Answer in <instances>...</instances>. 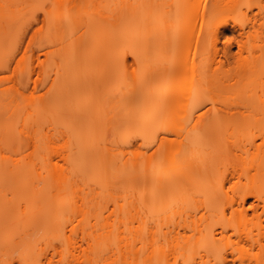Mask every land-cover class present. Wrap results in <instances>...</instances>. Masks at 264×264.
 Wrapping results in <instances>:
<instances>
[{
  "label": "bare ground",
  "instance_id": "6f19581e",
  "mask_svg": "<svg viewBox=\"0 0 264 264\" xmlns=\"http://www.w3.org/2000/svg\"><path fill=\"white\" fill-rule=\"evenodd\" d=\"M50 1L57 8L84 5L92 6L94 11L80 18L59 13L54 17L51 29L60 38L73 29H80L76 38L62 41L43 53L32 51L29 59L25 53L19 58L18 51L7 55L0 44V74L12 72L24 76L28 72L29 78L32 75L48 78L54 74L51 82L46 83L40 105L35 109L39 118H46L52 109L58 108L61 102L65 103L62 128L66 124V129L71 132L63 131L69 136L65 165H52L50 143L41 135L31 143L34 148L32 155L40 157L47 175L56 184L55 195L51 194L45 205L51 211L48 216L62 212L64 203L60 207L54 203L66 188L75 185L72 182L76 175L85 177L87 173L86 177H97L98 181L114 179L121 181L124 191V204L115 208L122 214L121 221L122 217L128 220L119 222L138 223L134 230L129 225L124 226L130 234L135 232L139 242H143L147 211L152 212L157 203L170 202L171 207L161 209L163 212L167 208L175 212L177 202L173 194L193 176L196 189L192 207L204 213L192 222L195 246L191 254H180L185 263L264 264V0H191L192 11L183 26L175 31L177 47L187 44L191 55L190 86L185 90L176 88L181 81L178 69L166 65L163 60L173 32L167 24L155 22L153 12L157 10L159 13L160 7L155 0H127L120 5L115 0L109 13H105L107 0ZM243 8L246 11L241 12ZM236 12L241 17L235 16ZM51 14L50 7L41 14L34 13L26 36L30 31L37 34L33 25L46 24L51 20ZM220 35L228 41L223 47L217 45ZM26 60L30 63L29 70V63L24 67ZM105 62V68L96 67ZM87 72L94 77L93 81H120L114 93L113 90L109 93L105 86V91L104 88L99 90H103L104 99L112 100L111 105L105 100L102 103L106 106L101 103L99 109L86 112L88 121L97 124L92 116H98L100 121L102 117L106 118L107 124L114 123L109 130L112 129L116 141L135 149L156 146L150 154L141 153L137 158L135 156L136 159L121 161L120 166L117 161V167L115 158L108 156L109 151L100 148L99 143L106 138L105 133L101 134L104 127L100 121L99 127L87 122L85 134L82 133L87 142L82 141L83 135L80 140L75 123L79 116L85 114V109L73 110L72 100L75 101L79 94L81 74ZM1 80L0 77V157L3 144L10 150L18 146L16 132L11 126L17 111L14 108L2 109V101L14 102L17 93L5 95ZM99 94L102 96L101 92ZM172 108L182 111L179 114L161 113ZM102 114L106 117H101ZM66 115L72 116L73 121L67 119V123ZM108 125L106 130L110 127ZM103 130L105 132V128ZM172 135L177 138L170 137ZM133 138L138 142L132 141ZM175 144L179 150L166 153L169 146ZM1 160L2 157L0 184L5 166ZM156 160L160 161L159 164L154 163ZM166 166L169 171H166ZM28 171L26 179L31 175ZM10 172L14 177L22 173L16 164ZM89 172L96 175L91 177ZM148 177L157 180L158 186L156 188L155 184L154 187L158 191L152 192L149 202L144 192L141 193L137 199L139 205L132 204L138 212L132 218L128 215L127 219L124 210L127 209L128 214L130 209L129 186L134 182L144 184ZM80 209L83 210L79 205L70 208L72 212ZM1 232H4L3 228ZM231 237L236 240L232 241ZM118 247H115L118 249L116 253L111 254L118 257L113 258L116 259L115 264H123L124 259L127 264H138L139 260H143V264H163L164 257H168L161 251L158 255L156 252L148 255V251L144 253V249L133 242L127 244L126 250L122 249L123 246Z\"/></svg>",
  "mask_w": 264,
  "mask_h": 264
},
{
  "label": "rangeland",
  "instance_id": "374dc122",
  "mask_svg": "<svg viewBox=\"0 0 264 264\" xmlns=\"http://www.w3.org/2000/svg\"><path fill=\"white\" fill-rule=\"evenodd\" d=\"M126 1L127 0H116L119 5ZM155 1L157 5H160L159 13L157 10L153 12L155 22L158 21L161 24H167L171 33L173 32L163 60L166 65L175 67L178 69V73H180L181 81H179L180 83H178L176 88L178 90L188 89L190 86L191 74L190 50L187 44L181 46L180 48L182 49L177 47V34L175 31L179 26H183L185 19L192 11L193 6L191 0ZM181 1L183 3H180ZM114 2L115 0H107L105 13L111 12L110 9L114 6ZM48 7H50L52 13L51 20L46 24L35 23L33 27L35 30L37 29V34H32L33 31H30L26 36L25 33L27 28L33 23V14H41ZM93 11L94 8L92 6L84 7V5L75 8H57L50 0H0V44L3 45V52L7 53V55H11L18 51L19 58L25 53L24 55L29 59L32 51L35 53H43L45 49L58 46L62 41L68 42L70 39L73 40L76 38L80 29H73L71 33L60 38L58 34L51 29L54 23V17L64 12L70 14V16L74 18H80L87 14H92ZM244 11H246L245 8H243L241 12ZM254 11L256 12L257 10L255 9ZM248 14L251 15L252 13L248 12ZM234 15L241 17L239 16V12H236ZM225 34L230 33L226 32ZM224 42V37L220 35L217 45L223 47ZM21 47L22 49L20 50ZM236 50L237 49H234V51ZM28 63V60H26L24 67H26ZM106 66L107 63L105 62V64H98L96 67L102 69ZM29 69L30 63L28 66V70ZM0 77L2 78L1 88L5 90V95L17 93L14 102L10 103L8 99L2 101V109L8 110L9 108H14L17 111L11 126L16 132V142L18 144V146L12 150H10L9 147L7 148V145L3 144L1 150V157L3 159L1 163L5 164V166L3 168L0 184V264H112V261L116 260L113 258L117 257L111 255L115 254L118 250L115 247L123 246L122 249L126 250L125 247L129 242H133L138 248L141 247L144 249V253L148 251V255L151 252H156V255L160 253L159 251L165 252L168 257H164L163 264H189L188 261V263H185V259L182 255L180 256V254L185 253L187 256L194 250L195 239L193 237L194 231H192V222L198 220L204 213L203 210H194L192 207V198L196 189V179L193 176H190L181 188L173 194L176 198L175 202H177V204H175L177 209L175 212L168 209L172 205L170 202L163 204L164 206L161 203H157L155 207L160 208L158 212L157 208H153L154 210L151 209L152 212L147 211L144 215L146 222L143 228V242L138 241L139 238L135 235V232L130 234V232L127 231L129 229H126V226H124L126 223H120L122 221H128L124 220L123 217L121 221L120 216L122 214H120L119 209L117 210L115 208L118 204H124V199L122 198L124 191L121 181L110 178L104 181L99 178L100 180L98 181L97 177H95V181L92 175L95 176L96 174L94 175L92 172H89L91 173V179L89 176L86 177L87 173L85 177L75 176L72 182H75V185L71 188L70 186L66 188L65 192L61 194L54 203L56 207H60V204L64 203L62 212L59 215H51L52 217H49L48 213L51 211L49 212L48 209L45 208V205L50 201L49 198L51 194L55 195L54 185L56 186V184L53 182L54 180L52 181V178L47 175L42 166V160L39 159L40 157L37 158L38 156L36 157L35 154L32 155L34 148H32L33 146L31 143L38 138V135H41L42 139L48 140L50 143L52 165H65L64 158L68 153V150H66V143L69 137L67 133L70 132V129H66V124L64 128H62V124L64 125L62 122L64 120L63 112H65L63 105H65V103L61 102L58 108L52 109L46 118L41 119L36 115L35 109L40 105L41 95L44 93L46 83L51 82L54 74L51 73L48 78H42L37 75H32V77L29 78L28 72L24 76H17L12 72H4L0 74ZM81 78L82 85L80 84L81 87L77 99L75 101L72 100V104L74 103V108L72 105L73 110L75 109L78 111L81 108L85 109V114L79 116L75 123L80 138L82 137L81 135L85 134L84 131L87 128V122L90 120L87 119L88 116H86V112L99 109V106L105 103L103 101H108L107 97L104 99L105 96L102 95L103 90L105 91L104 86L106 89L108 88L107 91L109 90V93H111L112 90L114 93V89H116L118 85L117 82H120L117 81L119 79H116V81L115 79L113 81L110 80L111 82L107 80L98 82L96 80V82L93 81L94 79L92 78L94 77L88 72L82 73ZM101 88H104L100 91L103 97L99 94ZM99 98L101 101H99ZM102 98L104 100H102ZM110 98L111 97H109V99ZM111 101L112 100L108 101V103L110 102L109 105H111ZM104 108L106 107H102V109ZM181 111L180 108H172L165 109L161 113L166 114L172 112V114H179ZM103 114H105V112ZM103 114L101 117L104 116ZM92 115L95 114H91V116ZM92 117L91 119H93L94 123L97 122L98 124L100 118L98 116L99 119H97V117L94 118V116ZM67 119L73 121L72 116L66 115L65 120ZM68 120L66 121L67 123ZM106 121L108 122L106 118H101L100 122L103 125L102 127L105 128V132L103 130L104 128H101V134L105 133L104 135L106 138L102 135L104 137L101 139L105 138V141L103 142L100 140L102 142L99 143V145H101V147H99L102 148L103 151H109L108 153L110 154H108V156L112 155V158L116 160L115 163L118 161L119 166L121 165V161L131 160L135 158V156L137 158V156L144 152L150 154L156 148V146L153 145L136 149L123 146L119 141L114 139L111 132L112 129L109 130L114 123L111 125L108 123L110 127L106 130L108 125ZM90 123L91 122H89V124ZM92 124L93 122L90 125ZM95 124H93V127H99ZM98 125H100V123ZM67 130H69V132ZM85 137L86 136L83 135V140L82 138L79 139L84 141ZM90 137H93V133ZM170 137L177 138L175 135ZM134 138L132 141L138 142V140ZM84 142L86 143L87 141ZM90 142L91 141L88 143ZM76 147L75 149L77 151ZM91 147H89V149ZM178 150L179 148L175 144L169 146L166 153L169 154L171 152H177ZM103 151L101 152L103 153ZM115 160H113V162ZM159 162L160 161L156 160L154 163L159 164ZM15 164L19 165L20 171H22L21 175L17 177L12 176L10 172V169ZM168 167H170V165ZM168 167H165L167 169H165L166 171H169ZM178 167H180V165ZM28 169L31 171V175H29L30 178H28L29 180L26 179V175L28 174H25ZM150 178L144 184L134 182L129 186L128 202L130 203V209H128V214L126 212L127 209L124 210L126 217L129 215V218H132L138 212L136 209L132 208V204L139 205L137 199L141 193L144 192L143 194L146 195L147 201L149 202L152 195L158 191L155 189V187L157 188L158 186L156 184L157 180L155 179V182L154 179L152 180ZM245 182L246 180H243V183ZM72 205H79L83 210L81 211L80 209L72 212L70 210ZM165 206H168V208L166 207L167 209H164L165 211L163 212L162 209L163 207L165 208ZM211 216H215L214 212L211 213ZM236 221L237 220H234L233 223H236ZM126 225L131 226V228L133 227V230L139 226L136 222H134L133 225H130V223ZM2 228L4 229L3 233L1 232ZM114 233H117V236ZM118 236L119 239L116 238ZM134 239H137V241L134 242ZM114 240L115 242H113ZM231 240L235 241L236 238L231 237ZM113 243H115V246H111ZM141 258L143 257H140V259ZM196 260L199 261L198 257ZM139 261L138 264H143V260ZM125 262L124 259L122 263L127 264ZM113 263L115 264L116 262L114 261Z\"/></svg>",
  "mask_w": 264,
  "mask_h": 264
},
{
  "label": "snow or ice",
  "instance_id": "6c2138e0",
  "mask_svg": "<svg viewBox=\"0 0 264 264\" xmlns=\"http://www.w3.org/2000/svg\"><path fill=\"white\" fill-rule=\"evenodd\" d=\"M225 43H228V41H225Z\"/></svg>",
  "mask_w": 264,
  "mask_h": 264
}]
</instances>
